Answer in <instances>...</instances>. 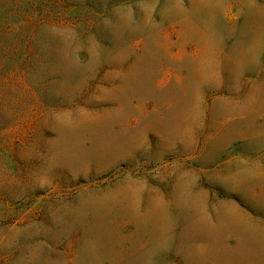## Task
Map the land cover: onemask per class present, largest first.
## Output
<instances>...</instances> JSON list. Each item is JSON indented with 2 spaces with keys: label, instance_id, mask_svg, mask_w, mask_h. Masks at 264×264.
<instances>
[{
  "label": "rangeland",
  "instance_id": "rangeland-1",
  "mask_svg": "<svg viewBox=\"0 0 264 264\" xmlns=\"http://www.w3.org/2000/svg\"><path fill=\"white\" fill-rule=\"evenodd\" d=\"M0 264H264V0H0Z\"/></svg>",
  "mask_w": 264,
  "mask_h": 264
},
{
  "label": "trees",
  "instance_id": "trees-1",
  "mask_svg": "<svg viewBox=\"0 0 264 264\" xmlns=\"http://www.w3.org/2000/svg\"><path fill=\"white\" fill-rule=\"evenodd\" d=\"M16 24H19V26L22 27V25H24L25 23H24V21H19Z\"/></svg>",
  "mask_w": 264,
  "mask_h": 264
}]
</instances>
